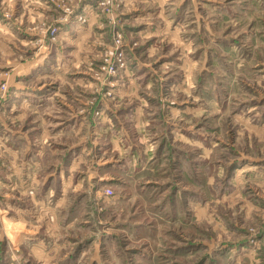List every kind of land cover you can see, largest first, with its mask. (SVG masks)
Masks as SVG:
<instances>
[{
  "label": "rangeland",
  "instance_id": "374dc122",
  "mask_svg": "<svg viewBox=\"0 0 264 264\" xmlns=\"http://www.w3.org/2000/svg\"><path fill=\"white\" fill-rule=\"evenodd\" d=\"M41 2L46 3L47 10H37L47 16L49 21L57 20L62 14V9L58 8L54 0ZM249 2L252 5L256 4V0H170V4L166 6V14L173 21V27L185 26L186 36L196 41L197 47L192 53V59L203 63L205 69L195 74L196 87L193 96L199 97V103L192 97L181 95L179 102L170 106L179 108L181 113H184L185 109L191 110L203 105L206 111L199 118L182 115L177 126L175 121L166 122L169 117L167 110L169 104L166 103L161 110L160 95L170 102L172 86L182 84L187 79L185 73L179 70V66L183 64L181 53L172 45L165 43L163 58L153 60L148 53L149 49L157 46V38L155 36L150 40L142 38V34L157 31L160 23L156 18L158 5H153L151 0L148 3L137 0L134 5L126 7L125 3L120 2L119 24L113 30L107 26L108 21L103 16L105 11L101 8L103 0H93V13L101 14V22L106 25L104 28L95 29L103 36V43L113 44L114 32L120 33L124 44L118 49L117 57L123 53L128 69L138 81L144 82L145 87L147 83L155 82L153 89L155 95L146 98L155 111L152 117L153 131L160 132V135L157 138L158 147L154 155L144 156L133 149V155L137 157L135 168L128 167L118 154L112 152L108 143L110 134L107 132L101 144L95 147L91 143L87 145L98 164L104 161L99 167V172L102 177L109 179L93 181L95 187L91 196L85 191L71 199L66 207L65 225L75 222L81 231L70 237L75 248L64 264H83L84 253L91 252L96 243H100L102 253L106 252L108 255L118 250L120 264H231V250L234 247L248 246L249 225L257 229V238L264 240V220L255 212L252 221L242 219L240 204L236 205V211L226 212L216 218L217 226H226L240 237L238 243L222 240L217 232L212 231L211 226L202 229L194 225L193 217L188 211L187 197L207 193L209 201L216 198V195L206 189V173L210 162L199 159L202 150L176 141L173 135L174 131L179 130L188 139L198 140L206 147L217 144L220 149H228L234 157H238L241 150H245V155L248 154L250 145L246 138L241 141L237 135V126L232 116L246 114L254 123L264 124V88L254 83L255 79L264 80V55L257 49L258 43L264 46V19L257 21L245 18L242 12L248 7ZM12 17L14 21L23 18L22 28L30 26L28 14L19 2L12 10ZM0 21L7 23L2 11ZM233 21L237 23L234 25ZM31 26L35 27V24ZM48 36L50 43L52 33L49 32ZM20 37L31 40L34 44L40 39L39 34L29 35L26 31H21ZM36 51L38 45L36 49L27 50L26 58L30 59ZM63 54V49L59 47L54 48L52 52L57 61ZM141 63L145 65L151 63V68H139L138 64ZM165 63L175 64L176 67L162 72ZM113 65L118 73L123 71L119 67V61L114 60ZM104 66L103 59H96L90 68L99 72ZM161 73L162 81L158 75ZM75 78L85 82L93 80L88 72L76 73ZM124 79L126 82L127 78ZM108 80L109 84L104 86L102 94L95 96L94 103L85 110L84 116L69 117L73 128L77 127L79 121L91 130L100 129L102 116L107 114L119 131L122 119L134 112V105L118 103L117 95L109 96L110 92L118 93L123 90L122 84L112 87L119 77H108ZM28 83L36 85L28 91L37 95L53 87L52 84L35 79ZM59 88L60 85L56 84L55 89L59 91ZM9 98L13 103H19L12 96L11 90ZM88 98L92 99V96L88 95ZM211 101L220 105V113H212ZM47 106V103L42 105ZM57 107H63L66 113L68 111L64 105ZM250 108L256 111L249 112ZM19 114V111L12 112L10 105L6 106L5 102L0 101V137L4 138V146L6 149L23 152L27 141L20 138L21 134L31 138L35 147L40 129L32 116L23 124L19 121L13 124L12 119ZM221 114L230 115H224L222 118ZM53 122L58 128H64L67 123L60 119ZM58 147L59 155L56 162L48 166L45 187L50 191L59 190L58 194H62V182L53 177L52 173H58L60 167L68 164L73 156L82 154L83 147H78L75 151L66 144ZM220 158H224L223 153L220 154ZM30 159L35 160L37 157L32 156ZM8 164L9 157L6 154L0 158V182L11 185L15 177L12 181L7 179L11 175ZM227 171L232 173L233 165L229 164ZM106 188L111 189L113 195L121 194L119 203L123 211L111 208L103 199L99 203L95 202L96 194ZM10 195L12 198L9 202L13 206L20 208L21 211L29 207L19 192ZM218 195L223 197L232 193L225 192L222 186L218 190ZM240 195L264 214V192L247 185L242 187ZM5 199L6 196L0 194V201ZM109 228L114 229L111 235L104 231L97 239L94 234L97 229L103 231ZM204 240H208L209 244L203 243ZM213 241L216 242L215 250L209 246ZM12 255V244L7 240L0 241V264H15ZM260 256L264 257V250H261ZM25 259L26 264H32L30 259L27 257Z\"/></svg>",
  "mask_w": 264,
  "mask_h": 264
},
{
  "label": "clouds",
  "instance_id": "9594fccd",
  "mask_svg": "<svg viewBox=\"0 0 264 264\" xmlns=\"http://www.w3.org/2000/svg\"><path fill=\"white\" fill-rule=\"evenodd\" d=\"M18 2L28 14L30 26L26 29L21 27L23 18L14 21L12 17V10ZM54 2L62 9V14L57 20L49 21L47 16L37 10H47L46 3H42L41 0H0V11L7 18V23L0 21V69H9L0 71V101L5 102L6 106L10 105L12 112L19 111L20 114L12 119L13 124L17 121L23 124L32 116L40 129L35 147L31 138L21 134L20 138L27 141L23 152L6 149L4 138L0 137V149H3L0 151V158L6 154L9 157L8 167L11 175L7 179L12 181L15 177L11 185L0 182V194L6 196L4 201H0V241L7 240L12 244V260L15 264H26V257L32 264H64L72 254L75 245L72 244L70 237L76 236L81 229L75 222L65 225V209L71 199L81 193L87 191L91 196L95 187L93 181L109 179L101 176L99 167L104 161L97 163L92 151L87 147L89 143L95 147L103 142L105 132L109 133L108 143L112 152L118 154L128 167L135 168L137 157L133 155V149L144 156L154 155L158 147L157 138L160 135V132L153 131L152 117L155 111L146 98L155 95L153 92L155 82L147 83L145 87L144 82L138 81L128 69L123 53L117 57L118 49L124 44L123 36L114 32L113 44L103 43V36L95 29L104 28L106 25L101 22V14L93 13V0ZM120 2L125 3L127 7L134 5L137 0H103L101 4V8L105 10L103 16L108 21L107 26L113 30L119 24ZM142 2L148 3L149 0ZM151 3L158 5L156 18L160 23L157 31L142 34L144 40H150L155 36L158 41L157 46L149 49V57L153 60L162 59L163 45L165 43L172 45L181 53L183 64L179 66V70L187 77L184 83L172 86L170 102L160 95L161 110L166 103L169 104L167 108L169 117L166 122L175 121L179 126L182 115L199 118L206 111L203 105L191 110L185 109L184 113H181L179 108L170 106L177 104L181 95L192 97L199 103V97L193 96L196 87L195 74L205 69L203 63L192 59V53L197 47L196 41L186 36L185 26L177 25L174 28L173 21L166 14V6L170 4V0H151ZM242 14L246 19L257 21L264 19V0H256L255 5L249 2ZM197 19L199 20V17ZM236 23L233 21L234 25ZM32 24H35V27L31 26ZM21 31H26L29 35L39 34L40 39L36 44L31 40L21 39ZM49 32L52 33L50 43ZM37 45L38 51L27 59L25 56L27 50L36 49ZM57 47L64 51L58 61L52 56L54 48ZM257 49L264 55V46L258 43ZM96 59L105 61V66L99 72L90 68ZM114 60L119 61V67L123 70L121 73L114 70ZM138 67L151 68V63L146 65L141 63ZM173 67L176 65L165 63L162 72H167ZM80 72H88L93 80L85 82L76 79V73ZM158 75L162 81L163 74ZM108 77H119V80L112 84L113 88L117 84L123 85L122 91L110 92L109 96L117 95L118 103L134 105V112L122 119L119 131L107 114L102 116L100 129L91 130L79 121L77 127L73 128L69 117L84 116L85 110L94 103L95 96L102 94L104 86L109 84ZM33 79L52 84L53 87L39 95L29 92V88L36 86L28 83ZM254 83L264 88V80L255 79ZM56 84L60 85L59 91L55 89ZM10 90L14 99L19 101L18 104L9 98ZM85 94L91 95L92 99ZM45 103L48 106L42 107ZM210 103L212 113L221 112L220 105L215 101ZM57 105L66 106L67 113L63 107ZM248 111L256 110L250 108ZM221 115L223 118L224 115L230 114ZM57 119L67 121L64 128H58L53 122ZM232 120L237 126L236 133L241 141L246 138L250 145L247 155L245 150H241L240 155L234 157L228 149H220L217 144L206 147L198 140L188 139L179 130L174 131L173 135L176 141L202 150L199 159L210 162L205 183L206 189L216 195V198L209 201L207 193L187 197L188 211L193 217L194 225L202 229L211 226L212 231L217 232L222 240L238 243L240 237L226 226H217L216 218L226 212L236 211V205L240 204L242 219L252 221L255 212L264 220V214L240 195L242 187L247 185L264 192V124L254 123L246 114L232 116ZM64 144L73 151L83 147V153L73 156L68 164L60 167L58 173H52L53 177L62 182V194H58L59 190L50 191L45 187V181L49 164H54L59 155L58 145ZM221 153L224 154L223 159L220 158ZM32 156L37 159H30ZM229 164L233 165L232 173L227 171ZM144 168L145 171L148 170L147 165ZM81 175L83 178H80ZM222 186L225 192H231L232 195L220 197L218 190ZM16 192H19L20 197L29 205L24 211L9 202L12 198L10 194ZM120 197L121 194L113 195L112 190L106 188L97 193L94 199L96 203L103 199L111 208L123 211L119 203ZM104 231L111 235L114 229L103 231L97 229L94 233L97 239ZM249 233L247 247H234L231 250V264H264V257L260 256L261 250H264V240L257 238V229L251 225ZM203 243L209 244V241L204 240ZM209 246L215 250L216 242L213 241ZM84 257L83 264H120L119 251H114L111 255L102 253L100 243L94 244L91 252H85Z\"/></svg>",
  "mask_w": 264,
  "mask_h": 264
},
{
  "label": "crops",
  "instance_id": "0c3cea01",
  "mask_svg": "<svg viewBox=\"0 0 264 264\" xmlns=\"http://www.w3.org/2000/svg\"><path fill=\"white\" fill-rule=\"evenodd\" d=\"M115 176H113V179H114Z\"/></svg>",
  "mask_w": 264,
  "mask_h": 264
}]
</instances>
